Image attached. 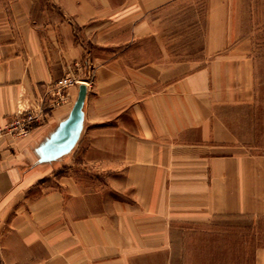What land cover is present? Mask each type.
<instances>
[{"label": "crops", "instance_id": "obj_1", "mask_svg": "<svg viewBox=\"0 0 264 264\" xmlns=\"http://www.w3.org/2000/svg\"><path fill=\"white\" fill-rule=\"evenodd\" d=\"M225 1L207 0L202 58L171 61L167 42L159 39L150 57V25L141 23L142 61L126 66L136 96L127 106L126 123L91 121L85 98V129L92 122L86 157L108 160L97 163L116 182L122 178L120 186L132 198L102 203L87 198L73 178L62 177L61 189L28 203V219L14 226L23 250H4L10 258L5 264H264V151L250 131L255 128L251 116L245 115L258 107L259 58L250 40H231L234 27ZM142 5L143 13L151 9ZM101 8L100 0H62V15L42 12V21L34 0H15L0 10V211L5 218L23 213L21 199L37 187L39 173L22 164L68 115L77 94L68 110L52 109L47 122L27 137L9 136L5 128L81 61L83 48L73 25L96 20L89 25L96 28L109 11ZM112 14L117 10L110 8ZM118 63L110 60L109 67ZM114 72L111 77L117 78Z\"/></svg>", "mask_w": 264, "mask_h": 264}, {"label": "rangeland", "instance_id": "obj_2", "mask_svg": "<svg viewBox=\"0 0 264 264\" xmlns=\"http://www.w3.org/2000/svg\"><path fill=\"white\" fill-rule=\"evenodd\" d=\"M14 1L0 0V10H8ZM34 1L35 10L39 11V20L41 21L43 20L42 12L47 13V17L50 15L60 17L63 13L61 9L62 0ZM159 1L160 4L158 5ZM164 1L100 0L102 8H107L109 11L108 13L103 12V16L98 19L99 23H96L95 30L89 25L98 22L96 20L87 21L83 26H79L77 23L73 25L75 41L83 48L81 61L67 68L64 74L53 81L50 84V89L34 104L27 107L21 106L23 108L19 112V117L14 118L8 124L5 128L6 133L14 138L27 137L34 127L47 122L52 109L64 105L68 107L66 109L68 110L82 81L86 82L87 93L85 98L91 107L89 112L91 121L101 119L109 125L116 122L126 123L131 118L127 106L136 97H132L135 94L133 92L135 82L131 80L126 66L134 68L142 61L140 37L143 32L140 28L141 23L147 22L150 25L149 37L147 38L150 44L149 47H146L150 57L156 53V43L154 42L158 39L167 42L166 49L169 57H172L171 61L185 60L189 56L203 57L202 50L207 35V0ZM225 2L229 9L231 28L234 27V30L229 33L231 40L233 42L240 39L250 40L255 54L259 58L257 65L261 91L258 107L256 112H252V114L248 112L245 115L248 118L251 116L250 119H252V124H255V128L250 129V131L255 133L256 144L264 151V0H226ZM142 3L145 4L146 9L148 6L151 9L143 13ZM110 8L117 10V15L109 16ZM216 10L215 7L214 11L216 12ZM44 18H46L45 15ZM72 18L69 17V20L72 21ZM217 35L218 33H215V39H218ZM128 44L132 47L128 48ZM132 49L137 52L129 54ZM117 59H119L117 68L111 69L109 67L110 60L115 62ZM128 61L130 63H127ZM114 71H116L115 76L117 78L111 77V73ZM60 79H67V83L62 86L59 84ZM101 111L103 112L102 115H100ZM235 114L233 113V116ZM63 119L64 117L61 121ZM231 121L237 122L238 120L232 117ZM88 124V128L85 129L86 121L83 120L79 137L71 148L68 146L54 148L52 152H49L54 155L53 158L45 159L40 157L38 149L41 150V147L44 146L45 139L51 133L50 129L35 145L32 158L22 164L23 169H38V179L34 181L37 187L34 186L35 188L31 191L24 192V197L21 199L23 213L19 216L16 215L15 217L11 212L5 218L6 213L3 214V210L0 211V264H5L6 259H10L7 254L4 255V250L11 249L10 251L14 253L23 250L19 239L15 238L19 234L14 233V226L19 224L20 218L28 219L29 213H25L26 210L29 211L28 203L51 191L61 189L62 177L73 178L81 184L87 198L98 199L102 203L114 198L119 200L132 198L131 193L120 186L122 178H118L119 182H116V176H111L107 170H101L105 166L97 163L102 162L103 164L108 160L93 161L87 159L86 154L90 138L88 130L91 128L92 122ZM52 127L54 128V126ZM65 150L67 152H61ZM25 225L28 226V224ZM40 230H45V228ZM182 231L188 235L191 232L189 229ZM26 254L29 255V252ZM37 264L44 263L39 260Z\"/></svg>", "mask_w": 264, "mask_h": 264}, {"label": "water", "instance_id": "obj_3", "mask_svg": "<svg viewBox=\"0 0 264 264\" xmlns=\"http://www.w3.org/2000/svg\"><path fill=\"white\" fill-rule=\"evenodd\" d=\"M87 93L85 84H80L75 102L68 115L59 122L57 127L48 135L41 150L38 149L41 158H53L49 152L57 147H72L77 141L84 120L83 105ZM61 152H67L61 151Z\"/></svg>", "mask_w": 264, "mask_h": 264}, {"label": "built area", "instance_id": "obj_4", "mask_svg": "<svg viewBox=\"0 0 264 264\" xmlns=\"http://www.w3.org/2000/svg\"><path fill=\"white\" fill-rule=\"evenodd\" d=\"M66 83H67V79L59 80V84H62V86H64Z\"/></svg>", "mask_w": 264, "mask_h": 264}, {"label": "bare ground", "instance_id": "obj_5", "mask_svg": "<svg viewBox=\"0 0 264 264\" xmlns=\"http://www.w3.org/2000/svg\"><path fill=\"white\" fill-rule=\"evenodd\" d=\"M81 83H84L85 84L86 82L82 81Z\"/></svg>", "mask_w": 264, "mask_h": 264}]
</instances>
